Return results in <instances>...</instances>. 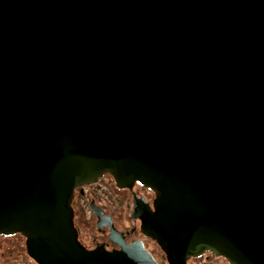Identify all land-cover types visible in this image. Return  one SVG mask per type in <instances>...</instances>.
Masks as SVG:
<instances>
[{
    "label": "water",
    "instance_id": "water-1",
    "mask_svg": "<svg viewBox=\"0 0 264 264\" xmlns=\"http://www.w3.org/2000/svg\"><path fill=\"white\" fill-rule=\"evenodd\" d=\"M103 170L160 190L175 264H264V0H0V231Z\"/></svg>",
    "mask_w": 264,
    "mask_h": 264
},
{
    "label": "flooded vegetation",
    "instance_id": "flooded-vegetation-1",
    "mask_svg": "<svg viewBox=\"0 0 264 264\" xmlns=\"http://www.w3.org/2000/svg\"><path fill=\"white\" fill-rule=\"evenodd\" d=\"M159 194L136 178L121 180L103 170L71 187L66 224L59 216L47 232L0 231V264H175L172 250L154 232ZM183 264L230 263L204 251L186 254Z\"/></svg>",
    "mask_w": 264,
    "mask_h": 264
}]
</instances>
